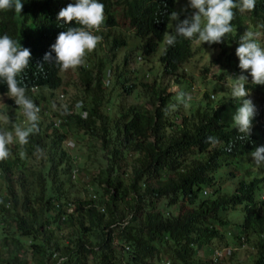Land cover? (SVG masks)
<instances>
[{
    "label": "trees",
    "instance_id": "trees-1",
    "mask_svg": "<svg viewBox=\"0 0 264 264\" xmlns=\"http://www.w3.org/2000/svg\"><path fill=\"white\" fill-rule=\"evenodd\" d=\"M21 2L20 13L0 10V36L9 35L32 53L28 67L17 76L19 85L26 92L46 87L50 90L47 98L53 101V92L62 83L60 67L43 58L60 32L76 26L56 19L75 0ZM99 2L104 4V25H116L114 7L120 8L134 33L148 38L143 46L149 54L164 39L175 10V0ZM233 11L232 32L222 43L212 44L219 48L213 63L223 56L227 61L238 60L235 49L245 32L246 16L264 31V0H256L253 11ZM194 39L177 37L174 46L165 40L159 57L164 73L177 77L178 69L194 53ZM125 43L121 35H114L108 44L111 57ZM124 59L129 60L128 56ZM96 67L94 73L80 66L84 75L80 105L72 102L61 108L56 99L58 107L51 115L59 122L37 121L38 131L29 135L28 143L20 144L27 160L11 157L6 144L10 155L0 160V177L6 180L0 192V264H161L166 258L168 264H206L195 257L201 248L211 249L209 264L226 259L228 264H240L232 260L249 232L257 234L256 257L249 264H264V174L252 164L250 155L264 146V85L245 83L257 100L252 133L247 136L222 122L225 103L183 112L176 124L174 116L181 109L176 106L170 111L171 94L158 95L153 87L151 97L159 96L154 103L160 100L154 109L129 105L109 114L101 108L103 100L97 90L107 89L103 79L111 77L113 68L119 73V67L106 69L102 59ZM209 69V64L203 67L204 72ZM223 76L218 74L219 79ZM134 87L130 84L125 91ZM4 93L7 85L0 81V94ZM29 127L30 123L25 130ZM71 131L101 141L103 167L93 179L106 184V199L69 200L66 186L74 168L63 142ZM210 136L217 142L208 141ZM34 157L39 159L37 165L29 166L28 158ZM129 158L130 174L125 167ZM247 162L250 170L245 173L250 176L231 181ZM60 224L69 230L59 234ZM223 247L229 252L214 262L213 251Z\"/></svg>",
    "mask_w": 264,
    "mask_h": 264
},
{
    "label": "rangeland",
    "instance_id": "rangeland-1",
    "mask_svg": "<svg viewBox=\"0 0 264 264\" xmlns=\"http://www.w3.org/2000/svg\"><path fill=\"white\" fill-rule=\"evenodd\" d=\"M186 2L187 0H175L174 11L181 12ZM114 14L116 15V25L107 27L103 23L100 30L94 32L95 35L101 36L102 40L92 52L86 54L84 62L81 64L93 70L94 73L101 59L104 62V68L119 67V73L117 70L114 71L113 68L110 72L111 77L103 79V83L107 86V89H104L103 92L97 90V95H101L103 100L101 108L107 110L109 114L115 113L118 107L123 108L129 105L154 109L155 106L160 104V100L158 99L154 103L159 96L155 95V98L151 97L153 93L151 87H153L158 95L168 96V94H171L167 100V104L172 105L170 106V111L175 110L176 106L181 109V111H176V116H174L176 124L180 121V116L183 112H190V110H194L198 106L204 108L211 105L218 107L225 103L221 112V120L224 124L233 125L232 114L239 105L232 97L231 92L236 83V77L241 75V70L238 67L239 60L233 59L227 61L223 56L219 62L213 63L212 59L218 55L219 48L212 44H203L198 39H194L191 44L194 53L178 69L177 77L166 74L164 73L159 57L164 49L167 37L175 34V26L171 18L167 24L164 39L159 42L157 49L149 54L144 51L143 46L148 38L134 33V29L129 25L128 20L121 15L120 8L114 7ZM183 18L182 13L181 19ZM246 30L256 33L257 42L264 47V31L260 27L252 25L247 16L245 19ZM107 33L109 34L105 36ZM114 35H121L125 38L126 43L117 49L116 57H111L108 44L111 43ZM125 56H128V62L125 61ZM207 64L210 65V69L204 72L203 67ZM80 66L67 71L60 70L59 73L62 78V83L59 88L54 90L52 96L53 101L47 98L50 95V90L46 87L32 88L29 92L27 91L25 93L30 100L37 103L36 106L40 109L38 121L49 122L50 120H55L54 122H57L58 119H54L55 117H52L51 114L53 110H56L58 105L62 108L72 102H75L77 106L82 103L81 100L84 96L82 80L84 75L80 71ZM220 72L224 74L222 79L218 77ZM243 74L248 76V80H251V76L248 73ZM130 84H134L135 87L130 92H126L125 88ZM180 92L186 93V96L181 97L179 95ZM205 92L210 94L209 98L204 95ZM249 93L248 98L256 106V98L251 92ZM44 95L46 99L42 100L41 97ZM107 98L109 99V104L107 103ZM56 99L59 102L57 106L54 103ZM262 118L264 120V111H262ZM28 124L29 121L24 115L23 107L18 106L14 99L10 98L7 93L0 94V135H5L6 139L11 135L12 142L8 144V147L11 148V157L19 155L21 159L27 160L24 150L20 148L16 131L17 129L25 130ZM63 143L72 157L71 164L74 168V171L71 173V181L66 186L69 200L74 202L79 198L90 196H96L102 200L106 199L108 197V193L104 190L106 184H98L93 179V174L98 173L103 167V161L101 160L102 153L99 148L101 141L93 139L86 134L84 135L81 131H71ZM38 160L37 157H34V159L28 158V162L30 161L29 166L32 164L37 165ZM131 162L132 159L129 158L125 166L128 174H130ZM252 164H255L253 158ZM241 167L242 169L238 170L236 176L231 181L235 182L241 177L250 176L245 173L248 172V169L250 170V163H242ZM257 170L261 174H264V165L257 166ZM125 180L127 182L129 181V175H125ZM4 181L6 182V180L0 177V192H4L5 190L6 184ZM124 206L123 203H120V207ZM64 225L60 224L61 229L59 234L66 233L69 230ZM246 236L248 238L245 244L236 250V258L232 260L233 263L249 264L256 257L253 244L257 238V234L249 232ZM229 241L230 244H233L232 239ZM233 245L237 247L238 244ZM210 253L211 249L201 248L195 257L209 264ZM164 260L166 261L163 263ZM164 260L161 264H168V258ZM228 263L229 261L226 259L222 260L221 264Z\"/></svg>",
    "mask_w": 264,
    "mask_h": 264
},
{
    "label": "clouds",
    "instance_id": "clouds-1",
    "mask_svg": "<svg viewBox=\"0 0 264 264\" xmlns=\"http://www.w3.org/2000/svg\"><path fill=\"white\" fill-rule=\"evenodd\" d=\"M256 0H187L181 12L173 11L170 14L174 22L175 34L166 39L168 46H174L177 37L188 40L198 39L200 42L211 44L222 43L224 37L232 32V20L234 9L241 13L253 11ZM14 9L20 13L23 9L21 0H0V10ZM183 13L184 18L181 19ZM57 21L65 24L75 23V27H69L62 31L51 45V50L44 55V61H54L61 71L75 69L84 62L87 53L92 52L102 37L95 35L104 23V4L99 0H75L62 8ZM55 53V57L52 53ZM235 55L238 57V67L241 75L236 77V83L231 95L238 102V107L232 114V122L239 133L250 136L253 128V119L257 109L251 99L245 83L248 82V73L251 83L264 85V47L256 40V33L246 30L240 37ZM32 59L29 48L12 39L9 35L0 36V81L7 85V95L13 98L18 106H22L24 115L31 127L26 130L16 131V136L21 145L28 143L29 135L38 131V113L40 109L26 96V90L20 86L17 76L26 69ZM181 97L186 93L180 92ZM190 99V97H189ZM208 141L216 143L214 137H208ZM12 142L9 135H0V160L6 159L10 153L6 144ZM38 151H41L38 149ZM257 166L264 165V146L255 148L250 153Z\"/></svg>",
    "mask_w": 264,
    "mask_h": 264
},
{
    "label": "built area",
    "instance_id": "built-area-1",
    "mask_svg": "<svg viewBox=\"0 0 264 264\" xmlns=\"http://www.w3.org/2000/svg\"><path fill=\"white\" fill-rule=\"evenodd\" d=\"M83 114H84V113H83ZM67 210H68V211L72 210V207L69 205ZM223 250H225V251L223 252ZM228 252H229V249H228L227 247H223V248H217V249H215V250L213 251V253H212L213 261H214V262L219 261L220 257L226 255Z\"/></svg>",
    "mask_w": 264,
    "mask_h": 264
}]
</instances>
